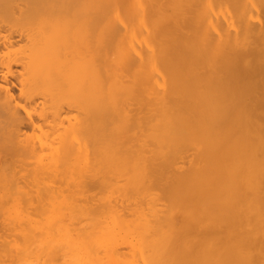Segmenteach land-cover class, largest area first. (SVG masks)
Segmentation results:
<instances>
[{
  "label": "bare ground",
  "instance_id": "1",
  "mask_svg": "<svg viewBox=\"0 0 264 264\" xmlns=\"http://www.w3.org/2000/svg\"><path fill=\"white\" fill-rule=\"evenodd\" d=\"M26 200L1 220L33 264H264V0H0V204Z\"/></svg>",
  "mask_w": 264,
  "mask_h": 264
},
{
  "label": "rangeland",
  "instance_id": "2",
  "mask_svg": "<svg viewBox=\"0 0 264 264\" xmlns=\"http://www.w3.org/2000/svg\"><path fill=\"white\" fill-rule=\"evenodd\" d=\"M27 196H28V197H27ZM27 196H25L26 198H25V197H23V198H25V199L29 198V195H27ZM30 196H31V195H30ZM33 196H34V195H33ZM34 197H35V196H34ZM34 197H33V198H34ZM92 197H93V196H92ZM21 198H22V197H20V200H21ZM44 198H45V197H44ZM93 198H95V197H93ZM97 198H98V197H97ZM25 199H23V200H25ZM29 199L32 200V198H29ZM36 199H37V198H36ZM36 199H35V200H36ZM37 200H38V199H37ZM43 200H44V199H43ZM92 200H93V199H92ZM27 201H29V200H26L24 204H22V201H20L21 203H18L19 201H15V202H11V201L8 202V201H7V204H5V203H4L5 201H4V202L2 203V204H4V205H1V204H0L1 206H3L2 208L0 207V209H2V211H3V210H6V212L3 211V214H4V212H5L6 215H2V216H0V221H1L0 223H2V225L0 224V231H1L2 229H3L2 232L4 231L3 233L0 232V237H5V234H6L7 231H6V228H5V224H3V222L6 223V226H7V228H8L7 223H8L9 225H10V223H11V219L9 220L8 217H11V216L14 214V213H13L14 208L17 209L18 207H19V208L21 207L22 209H21V208H20V209L18 208V210H23V208L25 209V208H30V207H31V206H29L28 204H32V203H34V201H32L31 203H29V202H27ZM95 201H96V200H95ZM16 202H17L18 204H17ZM26 202L28 203L27 205H26ZM35 202H37V201H35ZM45 202H46V201L44 200L43 205L46 204ZM92 202H93V201H92ZM0 203H1V202H0ZM41 203H42V202H40V204H41ZM93 203H94V202H93ZM13 204H14V206H13ZM16 204H17V205H16ZM19 204H22V205H25V206L23 207L22 205H19ZM38 204H39V203H38ZM40 204H39V205H40ZM9 205H10V207H8ZM11 205H12V206H11ZM17 206H18V207H17ZM27 206H28V207H27ZM34 206H35V204H34ZM34 206H33V207H34ZM37 206H38V205H37ZM37 206H36V207H37ZM46 206L48 207L49 205L46 204ZM46 206H45V207H46ZM6 207H7V208H6ZM45 207L43 206V208H45ZM47 207H46V208H47ZM5 208H6V209H5ZM9 208H10V209H9ZM40 208H41V206H40ZM31 209H32V207H31ZM33 209H35V208H33ZM33 209H32V210L29 209V210H30V213H28V214H30L31 217H33V214H31V213H32L31 211H34ZM36 209H37V208H36ZM41 209H42V208H41ZM11 210H12V212H10ZM2 211L0 210V212H2ZM23 211H24V210H23ZM36 211H38V213H39L40 210L37 209ZM36 211H34V212H36ZM24 212L27 213V212H29V211L25 210ZM34 212H33V213H34ZM45 212H46V211H45ZM45 212H44V213H45ZM10 213H11V214H10ZM40 213H41V212H40ZM35 214H36V213H35ZM42 214H43V213H42ZM0 215H1V214H0ZM37 215H38V214H37ZM37 215H35V217H37ZM5 216H7V217H5ZM13 216H14V215H13ZM1 217H4L6 221H5L4 219H3L4 221L1 220V219H2ZM35 217H33V218H35ZM7 218H8V219H7ZM13 220H15V216H14ZM2 221H3V222H2ZM8 221H10V223H9ZM14 222H16V221H14ZM12 224H14V225H12V226H13L12 230H11V231H8V232H11V234L7 235L8 237L10 236L11 239H12V237H13V236H12L13 232H14V234H15L16 232H18V231L21 232V230H18V229L15 230V228H14V227H16L15 223H12ZM3 225H4V226H3ZM12 226H11V227H12ZM9 227H10V226H9ZM16 228H17V227H16ZM7 230H9V228H8ZM20 232H18L17 234H20L21 239H22L24 236H22L23 234L20 233ZM14 234H13V235H14ZM27 234H28V233H27ZM7 236L5 237L6 240L9 239ZM17 236L19 237V235H17ZM15 238H16V240H15ZM19 238H20V237H19ZM21 239H20V240H21ZM27 239H28V238H27ZM0 240H1V238H0ZM3 240H4V238H3ZM3 240L0 241V244L2 243V244L4 245V243L6 242L5 244H6V245H9V243L7 244V241H4V243H3ZM17 240H18V239H17L16 234H15V237H13L12 240L8 241V242H10V246H9V247H12V251H11V252H13V254H14V255L11 254V252L9 253V254H10V256H9L10 258H11L12 255H13L14 257L12 256V261H11V263H8V262H10V260H9V261L7 262L8 264H13L12 262L14 261V259H15L14 264H19V263H20V260L22 261V258H21V257H23V256L27 257L26 255H28V252L31 251V249H29V248H31V246L29 247V245L31 244V242L28 241V242H26V244H27L29 250H27L26 248L23 247V248H24V252L26 253L25 250H27V253H26V255H25V253L23 252L24 255H23V256H20V255H22V251H21V250H22L23 248H22V249H19V248H21L22 246L19 245V241H18V242H15V241H17ZM28 240H29V239H28ZM12 241H13V242H12ZM23 241H24V238H23ZM26 241H27V240H26ZM24 242H25V241H24ZM24 242L21 241L20 244H23V245L26 247V245L24 244ZM17 243H18V244H17ZM28 243H29V245H28ZM2 244H1L0 246H1L2 248H4V246H3ZM11 244H12V245H11ZM32 244H34L32 248L37 249V251H38V249H39V250H42L43 253L40 251V252L42 253V255H44V254H45V256L48 255L47 252L45 253V251H44L45 249H40L39 247H38V248H35V247H36L35 243H32ZM32 244H31V245H32ZM18 245H19V248H17ZM13 246H15V247H13ZM1 247H0V248H1ZM9 247H7V248H9ZM2 248H1V250H0L1 252H3V250H4V249L2 250ZM15 248H16V249H15ZM5 249H6V247H5ZM9 249H10V248H9ZM17 249L21 252L19 256H18L19 251H18ZM34 249H33L32 251H34ZM52 249H53L52 251H55L54 248H52ZM56 249H57V248H56ZM123 249L126 250L125 248H123ZM10 250H11V249H10ZM124 250H123V251H124ZM14 251H15V253H16V251L18 252V253H17V256H16V254L14 253ZM37 251H35V253H37L36 255H37V256H39V255L41 256V253H40V252L38 253ZM58 251H59V249H58L56 252H58ZM4 252H5V251H4ZM4 252H3V253H0V254L2 255L0 258H3V261L0 260V264H7L6 262L4 263V260H5V259H9L8 256H6L8 253L6 252V255H5ZM50 252H51V251H50ZM35 253H32V252H31V253H29V254L32 255V256H34L35 258H37L36 255H35ZM48 253H49V252H48ZM52 253H53V252H51L50 254L52 255ZM60 253H61V252H58L57 254L60 255ZM38 254H39V255H38ZM50 254H49L48 257H50ZM55 254H56V253H55ZM57 254H56V255H57ZM3 255L6 256V257L4 258ZM59 255H58V256H59ZM53 256L55 257L54 254H53ZM53 256H52V258H54ZM58 256H56V257H58ZM19 257H20V258H19ZM25 257H23V260L25 259ZM42 257H43V256H42ZM42 257H40V258H42ZM48 257L45 258L46 260H45L42 264H50V263L52 264V262H53V264H54V262L57 263V264H60V263H61V262H59V259L56 260V258H54V259L51 258V260H48ZM28 258H31V256H30V257L28 256ZM28 258H26L24 261H22L21 264H23V263H24V264H25V263H28V264H29L33 257H32L31 259H28ZM40 258H39L38 261L36 260V262H39V263H36V262H34V263H35V264H41V263H40V260H42V259H40ZM17 259H20V260H17ZM33 259H34V258H33ZM37 259H38V258H37ZM49 259H50V258H49ZM26 260H27V261H26ZM29 260H30V261H29ZM43 260H44V259H43ZM52 260H53V261H52ZM1 261H2L3 263H1ZM5 261H6V260H5ZM16 261H17L18 263H15ZM28 261H29V262H28ZM32 261H33V260H32ZM47 261H48V262H47ZM30 264H33V263H30Z\"/></svg>",
  "mask_w": 264,
  "mask_h": 264
}]
</instances>
